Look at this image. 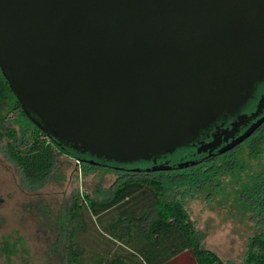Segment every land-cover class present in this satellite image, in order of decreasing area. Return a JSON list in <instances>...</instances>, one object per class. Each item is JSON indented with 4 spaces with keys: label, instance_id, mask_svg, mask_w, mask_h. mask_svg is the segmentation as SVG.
Segmentation results:
<instances>
[{
    "label": "water",
    "instance_id": "1",
    "mask_svg": "<svg viewBox=\"0 0 264 264\" xmlns=\"http://www.w3.org/2000/svg\"><path fill=\"white\" fill-rule=\"evenodd\" d=\"M0 74L58 146L147 161L251 96L264 78V0H0ZM263 106L264 93L249 118Z\"/></svg>",
    "mask_w": 264,
    "mask_h": 264
},
{
    "label": "trees",
    "instance_id": "2",
    "mask_svg": "<svg viewBox=\"0 0 264 264\" xmlns=\"http://www.w3.org/2000/svg\"><path fill=\"white\" fill-rule=\"evenodd\" d=\"M0 148L28 184L41 182L51 172L55 150L88 170L95 167L83 163V155L69 146H58L27 119L1 74ZM263 155L264 122L233 157L226 156L219 163H208L199 169L173 174H118L104 168L118 175L116 183L102 200L85 196L81 202L77 196L72 198L65 226L61 225L59 230L64 237L59 264H228L200 246L183 206L178 201L166 200L164 192L166 185L177 184L186 186L194 195L203 188H213L216 180L225 177L233 178V207L246 211L257 226L247 241L242 264H264ZM85 215L89 220L94 218L90 222L96 228V236L104 240L94 245L97 249L88 250L85 245ZM111 241L118 246L110 248L103 244ZM0 251L6 258L16 252L7 241L0 242Z\"/></svg>",
    "mask_w": 264,
    "mask_h": 264
},
{
    "label": "rangeland",
    "instance_id": "3",
    "mask_svg": "<svg viewBox=\"0 0 264 264\" xmlns=\"http://www.w3.org/2000/svg\"><path fill=\"white\" fill-rule=\"evenodd\" d=\"M55 154L51 172L41 182L28 184L0 148V242L11 243L16 250L7 258L0 251V264H59L64 244L59 230L65 226L72 198L82 202L85 196L94 200L109 196L118 175L99 167L88 170L57 150ZM214 185L194 195L186 186L166 185L165 199L181 203L203 249L228 264H242L257 226L246 211L233 207L232 177L219 178ZM90 220L83 236L88 250L97 249L94 245L102 240ZM103 244L118 246L112 241Z\"/></svg>",
    "mask_w": 264,
    "mask_h": 264
},
{
    "label": "flooded vegetation",
    "instance_id": "4",
    "mask_svg": "<svg viewBox=\"0 0 264 264\" xmlns=\"http://www.w3.org/2000/svg\"><path fill=\"white\" fill-rule=\"evenodd\" d=\"M264 93V78L253 86L251 96L232 116L221 115L214 119L205 129L198 132L188 144L177 148L169 154H161L152 157L147 161H136L127 164H116L105 162L101 159H89L86 154L83 155L81 161L89 163L99 168L111 169L118 174L123 172H140L149 173H181V171H189L199 169L208 163H219L226 156H231L236 152L249 137L258 129V127L251 133V135L240 142L234 144L233 141L242 135L251 124L260 119L264 114V106L257 113V116L252 119L250 115L255 111L256 104L259 98ZM246 116L241 123L237 122L239 116ZM183 162H190L188 167L173 168L175 165ZM149 168H156L153 171H147ZM116 183V180L115 182Z\"/></svg>",
    "mask_w": 264,
    "mask_h": 264
}]
</instances>
